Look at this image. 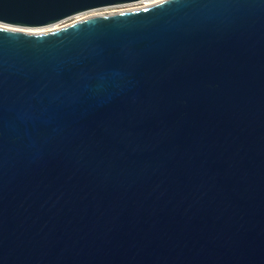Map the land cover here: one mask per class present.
<instances>
[{
	"label": "water",
	"instance_id": "95a60500",
	"mask_svg": "<svg viewBox=\"0 0 264 264\" xmlns=\"http://www.w3.org/2000/svg\"><path fill=\"white\" fill-rule=\"evenodd\" d=\"M0 0V264H264V0Z\"/></svg>",
	"mask_w": 264,
	"mask_h": 264
},
{
	"label": "rangeland",
	"instance_id": "374dc122",
	"mask_svg": "<svg viewBox=\"0 0 264 264\" xmlns=\"http://www.w3.org/2000/svg\"><path fill=\"white\" fill-rule=\"evenodd\" d=\"M141 1L142 0H138V1H135V2L125 3V4H120V5L96 8V9L84 12V14H82V17L88 16V15H91V14H99V13L108 14V13L117 12V11H120V10H125V9H129V8L137 7V6H140V5L143 4V2H141ZM77 17L78 16H74L73 15V16L65 19L64 21L58 23L57 25L60 26V25L69 23V22L75 20Z\"/></svg>",
	"mask_w": 264,
	"mask_h": 264
},
{
	"label": "bare ground",
	"instance_id": "6f19581e",
	"mask_svg": "<svg viewBox=\"0 0 264 264\" xmlns=\"http://www.w3.org/2000/svg\"><path fill=\"white\" fill-rule=\"evenodd\" d=\"M158 1H160V0H142L141 1V2H143L142 5L137 6V7H133V8H129V9L149 6V5H152V4H154V3L158 2ZM125 10H127V9H125ZM82 14H84V13H78V14L74 15V16H78L75 20L82 18ZM99 14H101V13H99ZM91 15H93V14H91ZM57 24L58 23H53V24L48 25V26H42V27H39V28L28 29V32H46V31H50V30H53V29L59 27Z\"/></svg>",
	"mask_w": 264,
	"mask_h": 264
}]
</instances>
